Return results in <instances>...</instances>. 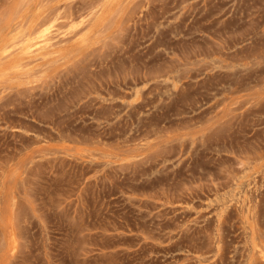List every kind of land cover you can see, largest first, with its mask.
Masks as SVG:
<instances>
[{
	"label": "rangeland",
	"instance_id": "1",
	"mask_svg": "<svg viewBox=\"0 0 264 264\" xmlns=\"http://www.w3.org/2000/svg\"><path fill=\"white\" fill-rule=\"evenodd\" d=\"M0 264H264V0H0Z\"/></svg>",
	"mask_w": 264,
	"mask_h": 264
}]
</instances>
